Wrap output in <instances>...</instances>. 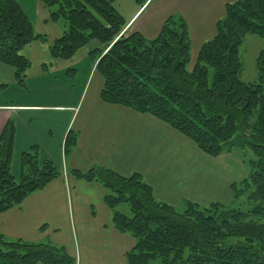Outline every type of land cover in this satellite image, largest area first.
<instances>
[{"label":"trees","instance_id":"16d2710c","mask_svg":"<svg viewBox=\"0 0 264 264\" xmlns=\"http://www.w3.org/2000/svg\"><path fill=\"white\" fill-rule=\"evenodd\" d=\"M40 1L51 22L64 19L69 25L50 47L54 59L70 61L92 41L102 46L91 56L104 81L103 102L153 116L211 158L240 144L257 157L248 177L231 187L235 200L247 198L248 210L188 201L180 212L157 201L140 174L123 177L103 167L72 170L74 178L104 188L114 227L134 237L126 264H264V48L255 83L242 81L240 58L246 36L264 41V0L227 4L216 35L202 45L195 61L190 30L181 16L169 18L160 34L148 39L138 32L123 34L128 22L114 7L116 0ZM134 1L143 8L150 0ZM38 40L47 42L18 1L0 0V63L15 71L21 87L32 66L23 52ZM15 136L10 121L0 135V214L62 176L33 146L22 154L24 173L16 180ZM78 138V133H68L66 156ZM124 204L132 216L120 210ZM0 264H76V259L65 247L10 241L0 232Z\"/></svg>","mask_w":264,"mask_h":264},{"label":"crops","instance_id":"0c3cea01","mask_svg":"<svg viewBox=\"0 0 264 264\" xmlns=\"http://www.w3.org/2000/svg\"><path fill=\"white\" fill-rule=\"evenodd\" d=\"M17 1L35 32L47 42L38 40L23 52L32 64L25 87L18 85L12 68L0 63V135L13 121L12 174L16 180L24 173L22 154L33 146L39 147L42 158L51 160L62 176L0 214V232L5 238L65 247L76 264L127 263V254L136 244L134 237L114 227L113 214L104 203V188L74 178L72 170L86 173L103 167L123 177L140 174L157 201L175 208L188 201L206 207L222 201V196L228 202L234 198L231 187L238 182L230 170L238 162L232 153L211 158L153 116L103 102L104 81L91 56L102 46L92 41L70 61L54 59L50 47L68 32V23L51 22L50 11L40 0ZM154 1L143 8L137 6L126 19L123 34L138 32L152 39L169 18L181 16L190 30L195 61L206 38L216 35L225 6L237 0H162L158 12L150 13ZM70 131L79 138L77 147L66 156Z\"/></svg>","mask_w":264,"mask_h":264},{"label":"rangeland","instance_id":"374dc122","mask_svg":"<svg viewBox=\"0 0 264 264\" xmlns=\"http://www.w3.org/2000/svg\"><path fill=\"white\" fill-rule=\"evenodd\" d=\"M161 2L162 0H155L153 5L151 6V8H149L148 11L150 13L158 12V4H160ZM137 6L138 5L136 4L134 0H116L114 3V7L117 9V11L127 20L134 13V10L138 9ZM143 19L145 18H142V21ZM61 21H65V20L61 19ZM139 23H142V22H139ZM210 39H211L210 36L206 38V40L208 41ZM263 48H264V41L257 36L248 35L244 39V43L240 50V58L243 63V73L241 76V79L243 82L255 83L258 81L259 71L257 68V59ZM194 51H195V48H193L192 50L193 58L195 57ZM231 153H232L231 154L232 157L234 158L236 157L235 159L238 162V166L236 168H233V170H230V171L234 173V178H237L236 182L238 183H234V184H240L250 174V171L252 170V162L257 161V157L253 154V152L248 146H245L242 144L235 147ZM224 178H225V175L223 174V181H224ZM221 198H222L221 199L222 201L218 200L215 203L223 202V204H225L228 207L238 208L242 210H248L249 208L247 205L246 197H243L241 200H235L234 198H232V200H230L229 202L226 201L228 199H224L226 198L225 196H222ZM184 208L185 207L182 206L178 208V210L182 212ZM120 210L124 214H128L132 216L129 205L127 204L122 205L120 207Z\"/></svg>","mask_w":264,"mask_h":264}]
</instances>
